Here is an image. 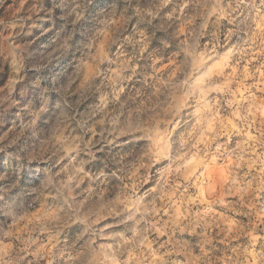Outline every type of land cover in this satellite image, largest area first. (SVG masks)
<instances>
[{
    "label": "rangeland",
    "instance_id": "rangeland-1",
    "mask_svg": "<svg viewBox=\"0 0 264 264\" xmlns=\"http://www.w3.org/2000/svg\"><path fill=\"white\" fill-rule=\"evenodd\" d=\"M0 264H264V0H0Z\"/></svg>",
    "mask_w": 264,
    "mask_h": 264
}]
</instances>
